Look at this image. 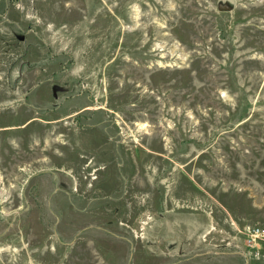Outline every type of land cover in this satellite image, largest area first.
<instances>
[{"label": "rangeland", "instance_id": "1", "mask_svg": "<svg viewBox=\"0 0 264 264\" xmlns=\"http://www.w3.org/2000/svg\"><path fill=\"white\" fill-rule=\"evenodd\" d=\"M0 264H264V0H0Z\"/></svg>", "mask_w": 264, "mask_h": 264}]
</instances>
